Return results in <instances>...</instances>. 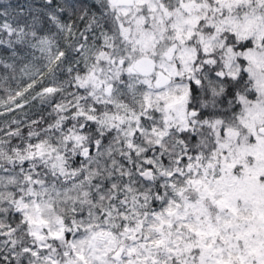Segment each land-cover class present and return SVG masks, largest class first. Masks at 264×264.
Segmentation results:
<instances>
[{"label":"snow or ice","instance_id":"6c2138e0","mask_svg":"<svg viewBox=\"0 0 264 264\" xmlns=\"http://www.w3.org/2000/svg\"><path fill=\"white\" fill-rule=\"evenodd\" d=\"M0 117V264H264V0H0Z\"/></svg>","mask_w":264,"mask_h":264},{"label":"trees","instance_id":"16d2710c","mask_svg":"<svg viewBox=\"0 0 264 264\" xmlns=\"http://www.w3.org/2000/svg\"><path fill=\"white\" fill-rule=\"evenodd\" d=\"M14 2H15V0H14ZM19 2H23V0H19ZM10 115H16L15 113H13V114H10ZM17 118H19V116H17ZM5 119V117H0V121H3Z\"/></svg>","mask_w":264,"mask_h":264}]
</instances>
